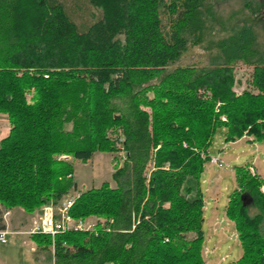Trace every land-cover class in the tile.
<instances>
[{
	"label": "trees",
	"instance_id": "obj_1",
	"mask_svg": "<svg viewBox=\"0 0 264 264\" xmlns=\"http://www.w3.org/2000/svg\"><path fill=\"white\" fill-rule=\"evenodd\" d=\"M86 3L98 14L78 27L63 1L0 0V114L9 125L0 206L30 215L57 203L74 183L72 165L56 157L115 153L108 133L119 131L116 187L85 190L67 210L101 219L96 234L30 235L35 250L52 264H204L201 154L219 129L224 143L246 135L264 144V49L244 23L204 40L216 25L209 0ZM203 41L207 67L178 65ZM237 63L250 71L239 94ZM248 165L233 167L224 206L240 248L229 264H264V182Z\"/></svg>",
	"mask_w": 264,
	"mask_h": 264
},
{
	"label": "rangeland",
	"instance_id": "obj_2",
	"mask_svg": "<svg viewBox=\"0 0 264 264\" xmlns=\"http://www.w3.org/2000/svg\"><path fill=\"white\" fill-rule=\"evenodd\" d=\"M59 1H63L68 7L78 27L90 23L98 14L95 9L86 3V0ZM209 4L212 6L211 10L216 25L212 30L205 31L204 40L221 38L228 31V27L244 23L252 25L256 45L259 49H264V6L262 5V0H209ZM206 44L203 41L202 46L189 47L181 56L178 65L207 67L209 64V52L205 50ZM233 73L235 85L232 91L235 94H239L243 89H248L249 69L237 63L234 66ZM0 116L4 115L0 114ZM1 119V128L8 129L7 119ZM64 128L68 131L70 126L65 125ZM116 134L121 136L119 131L109 132L108 136L114 139ZM217 155L224 162L222 168L210 166L207 162V157ZM201 158L206 159L203 164V173L200 177V189L204 203L202 259L204 264H229L236 261L240 256V248L233 232L232 223L224 217L227 195L234 188L232 169L248 163V172L250 173L249 168L253 172L250 175L258 176L264 182V144L254 143L251 137L246 135H242L240 139L234 142L224 143L223 129H219L213 136L207 154H201ZM56 159L58 160V157ZM64 161L72 165L74 172L72 173L74 188L64 195L72 199L85 190L98 188L102 183H106L110 188H115L116 182L111 178V175L124 161V153H121V151L106 154L94 153L86 163L75 162L70 158ZM151 167V164H149L148 168ZM259 190L263 192L264 187L261 186ZM34 213L30 214V217L17 214L11 220L9 219V222L15 228L12 232L28 231ZM249 213L254 214L255 212L250 210ZM80 220L103 223L101 219L94 216L76 221ZM3 225L5 226V224ZM262 229L264 231V225ZM19 235L21 236H17L15 242L14 239L16 238L10 235L6 237V244H0V258L2 260L0 264H52L50 254L37 252L34 245L29 243L28 235L23 233ZM21 239V242L25 243L24 247H19ZM30 249L33 250L30 251Z\"/></svg>",
	"mask_w": 264,
	"mask_h": 264
},
{
	"label": "built area",
	"instance_id": "obj_3",
	"mask_svg": "<svg viewBox=\"0 0 264 264\" xmlns=\"http://www.w3.org/2000/svg\"><path fill=\"white\" fill-rule=\"evenodd\" d=\"M221 121H224V118L222 117L220 119ZM115 142L114 147L116 148L117 152L121 151L123 153V139L122 136L119 134L115 136ZM185 145L182 144V147ZM208 158V164L210 166H214L217 168H222L224 165V162L221 158L217 156H209ZM69 159L68 156H59L58 160H66ZM250 173L252 174V169L249 168ZM68 196H63L57 203L52 204L48 203L43 205L41 208H39L36 213L32 216L33 219L31 221L29 230L26 232H12L10 230L6 229V222L5 218L8 216V211H5L0 206V215H1V221L3 224H5L4 228H0V244L6 243V237L10 235H16V234H26L28 236L40 234V235H47L51 239L56 234H60L66 231H80V232H89L94 233L95 227L98 224L99 221H76L69 217L67 214V210L70 208L73 199L67 198ZM108 223H111V220L108 221ZM106 232L109 231L108 228L104 229Z\"/></svg>",
	"mask_w": 264,
	"mask_h": 264
},
{
	"label": "crops",
	"instance_id": "obj_4",
	"mask_svg": "<svg viewBox=\"0 0 264 264\" xmlns=\"http://www.w3.org/2000/svg\"><path fill=\"white\" fill-rule=\"evenodd\" d=\"M1 118H5L6 119V117H4V116H0V123H2V119ZM7 132H8V129H4V128H1V124H0V140L2 139V138H4L5 136H6V134H7ZM90 160V159H89ZM76 162V161H75ZM78 162V161H77ZM254 168L256 169V167L254 166ZM74 173V172H73ZM8 216H7V218H5V222H6V229L7 230H10V231H13L15 228L12 226V223L11 222H9V219L11 220V218L13 217V216H15V215H17V214H22V215H25V216H31V215H28V214H25L22 210H20V209H17V208H15V209H12V210H9L8 211ZM1 223H2V221H1ZM4 228V225H3V223H2V228L1 229H3ZM234 232V231H233ZM26 235V234H25ZM11 236H13L14 238H16V239H14V242L17 240V236H21V235H19V234H16V235H11ZM30 236H28V238H29ZM22 241V239L19 241V247H24V244L25 243H23V242H21ZM28 241H29V243H31V244H33L31 241H30V238L28 239ZM203 243H204V240H203ZM6 244V243H5ZM1 245H4V244H1ZM33 249H30V251H32ZM239 258V257H238ZM237 258V259H238ZM2 260H1V258H0V262H1ZM36 264V263H35Z\"/></svg>",
	"mask_w": 264,
	"mask_h": 264
}]
</instances>
